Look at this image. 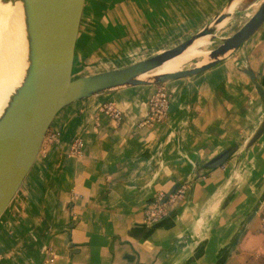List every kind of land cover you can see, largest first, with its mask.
<instances>
[{"label":"crops","instance_id":"obj_1","mask_svg":"<svg viewBox=\"0 0 264 264\" xmlns=\"http://www.w3.org/2000/svg\"><path fill=\"white\" fill-rule=\"evenodd\" d=\"M226 1L85 0L74 75L95 73L132 43L154 49L194 33ZM243 67L264 89V24L231 58L165 83L167 116L151 128L137 123L156 86L64 108L53 125L59 141H48L0 223V264H188L204 240L203 254L190 264H216L257 203L225 264H264V134L243 149L264 105ZM106 104L119 121L101 111ZM76 138L79 157L70 154ZM234 145L239 151L226 164L204 168ZM183 184L185 194L170 202V191ZM156 201L166 215L147 227L145 212Z\"/></svg>","mask_w":264,"mask_h":264},{"label":"water","instance_id":"obj_2","mask_svg":"<svg viewBox=\"0 0 264 264\" xmlns=\"http://www.w3.org/2000/svg\"><path fill=\"white\" fill-rule=\"evenodd\" d=\"M234 2L227 0L187 41L155 51L130 65L75 77L76 48L85 0H0V5L14 7L20 4L27 61L24 78L11 98L0 126V223L32 176L51 138L55 120L64 108L113 91L190 78L231 58L264 24V0H257L238 30L226 38H218L216 28L233 18L234 15L228 14L227 9ZM205 37H209L208 46L215 45L208 50L206 60L195 59L180 71L148 76L153 70L182 55L196 40ZM241 72L247 76L264 105L263 85L257 82L250 69L243 67ZM263 134L264 119L244 143L243 149H250ZM238 151L239 146L234 145L209 161L204 168L218 169ZM179 187H174L169 194L173 195ZM259 206L260 203L255 205L218 251L216 264H225L228 253L236 247ZM205 246L204 240L188 264L201 257Z\"/></svg>","mask_w":264,"mask_h":264},{"label":"bare ground","instance_id":"obj_3","mask_svg":"<svg viewBox=\"0 0 264 264\" xmlns=\"http://www.w3.org/2000/svg\"><path fill=\"white\" fill-rule=\"evenodd\" d=\"M239 1L240 0H235V2L227 9L228 14L233 15L234 13H237L236 9L239 7ZM20 19L19 3L14 7L0 5V126L4 122V116L11 98L20 86L27 67L26 43ZM231 24V19L223 22L217 26L216 32L223 30ZM217 37L223 38L220 35H217ZM188 39L190 38H187L186 41ZM209 43V37L196 40L182 55L153 70L148 76L154 77L176 72L178 69L195 59L201 61L206 60ZM139 54L140 49L133 50L124 60L132 62L133 60L131 61V59L137 58ZM122 63L123 61L119 59L105 61L100 64L98 71L116 69L119 68L118 66Z\"/></svg>","mask_w":264,"mask_h":264},{"label":"built area","instance_id":"obj_4","mask_svg":"<svg viewBox=\"0 0 264 264\" xmlns=\"http://www.w3.org/2000/svg\"><path fill=\"white\" fill-rule=\"evenodd\" d=\"M156 87L157 89L155 93L148 102V114L145 118L137 123V127L139 128H151L153 125L160 124L166 119L170 101L169 92L165 84L157 85ZM101 111L109 114L114 121H119L121 119L119 111L113 108L111 104L102 106ZM53 136L54 135H52L50 139H52ZM53 138L55 142L59 141L58 134H56ZM82 147V141L80 138H76L71 145L70 154L75 157H79L81 155ZM187 187V184L181 185L179 189L169 197L170 202H173L177 197H182L185 194V191L188 189ZM165 215V208L163 205H159L158 201H156L145 212V225L150 227L159 222Z\"/></svg>","mask_w":264,"mask_h":264},{"label":"rangeland","instance_id":"obj_5","mask_svg":"<svg viewBox=\"0 0 264 264\" xmlns=\"http://www.w3.org/2000/svg\"><path fill=\"white\" fill-rule=\"evenodd\" d=\"M255 1H257V0H241V2L238 5L239 7L236 9L237 13H234L233 18H231L232 24L229 25L228 27H225L223 30H220L217 33V35H220L223 38H226V37L232 35L236 30H238L243 25V23L247 20L248 16L250 15V12L253 9V4L255 3ZM194 33H189V34L182 36V37H179L177 39L171 38V40L165 41V43L170 41L169 43H167V44L164 43L165 44L164 46H163V44L162 45L157 44V47L154 49H147V45L144 43H132L129 46L127 45L125 51L122 53L123 55L121 54L115 58L117 60L119 59V60L123 61V63L120 64V66H118V67L130 65L132 63L140 61L141 59L147 58V57L151 56L153 53H155V51L160 50L162 48V46H163L162 49L172 48V47L186 41V39L190 38ZM214 47H215V45L212 44L208 47V50H211ZM136 49H140V54L137 58L131 59V61L133 60L132 62L124 60L126 58V56L130 54V52H132L133 50H136ZM106 61H109V59ZM186 65H184L183 67H181L177 71L182 70ZM99 72H101V71H99ZM52 135H54L53 137H55L56 134L52 133ZM53 137H52V139H50L51 142H55Z\"/></svg>","mask_w":264,"mask_h":264}]
</instances>
